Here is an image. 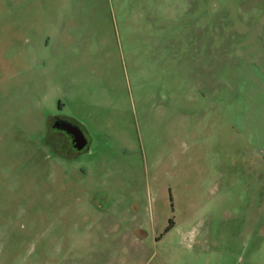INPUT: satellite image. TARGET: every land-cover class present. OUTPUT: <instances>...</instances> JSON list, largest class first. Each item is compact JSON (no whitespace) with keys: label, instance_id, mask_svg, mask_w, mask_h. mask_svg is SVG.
Returning a JSON list of instances; mask_svg holds the SVG:
<instances>
[{"label":"rangeland","instance_id":"obj_1","mask_svg":"<svg viewBox=\"0 0 264 264\" xmlns=\"http://www.w3.org/2000/svg\"><path fill=\"white\" fill-rule=\"evenodd\" d=\"M0 264H264V0H0Z\"/></svg>","mask_w":264,"mask_h":264},{"label":"crops","instance_id":"obj_2","mask_svg":"<svg viewBox=\"0 0 264 264\" xmlns=\"http://www.w3.org/2000/svg\"><path fill=\"white\" fill-rule=\"evenodd\" d=\"M48 45V40L45 41L44 46L46 47ZM71 134L73 136V138L75 139V141H79L80 137L79 134L76 130H71Z\"/></svg>","mask_w":264,"mask_h":264},{"label":"trees","instance_id":"obj_3","mask_svg":"<svg viewBox=\"0 0 264 264\" xmlns=\"http://www.w3.org/2000/svg\"><path fill=\"white\" fill-rule=\"evenodd\" d=\"M171 225H172V223L169 224V226L166 228L165 231H167L170 228Z\"/></svg>","mask_w":264,"mask_h":264}]
</instances>
